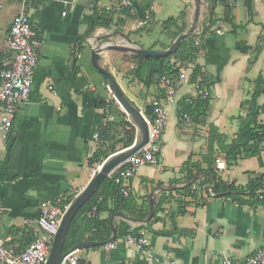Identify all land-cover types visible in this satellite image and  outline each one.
Wrapping results in <instances>:
<instances>
[{
    "label": "crops",
    "instance_id": "0c3cea01",
    "mask_svg": "<svg viewBox=\"0 0 264 264\" xmlns=\"http://www.w3.org/2000/svg\"><path fill=\"white\" fill-rule=\"evenodd\" d=\"M130 1L136 12L125 18L122 10L111 11L112 22L105 27L98 24V13L109 5L106 0H46L37 7L25 5V0H0L1 59L11 58L7 38L14 17L21 11L29 16L41 40L29 99L16 108L10 132L0 133V236L15 235L10 245L16 248H21L18 239L23 232L37 230L23 221L38 217L43 200L62 201L79 192L92 177L97 164H91L90 159L101 142L98 131L107 120L116 121L117 117L96 106L97 100L112 97L104 78L92 65L91 49L97 43L130 45L128 40L142 46V33L151 31V22L132 33L136 30H131V25L141 17L138 10L151 8L152 19L159 11L158 0ZM162 2L168 5L170 0ZM183 2L187 29L194 4L193 0ZM230 3L232 24L222 19L223 6L217 5L215 24L202 33L211 7L205 0L194 33L200 37H196L199 48L192 65L214 79L205 121L178 118V100L197 93L194 84L179 85L174 100L165 102L167 113L177 120L173 138L168 136L167 121L157 162L141 166L126 184L136 209L109 215L114 203L108 199V210L98 216L109 218V225L113 218L115 228L122 221L131 228L143 224L141 230L146 232L155 253L173 264H220L223 255L244 258L264 247V204L252 201L248 195L240 196L242 202L209 195L211 183L204 172L194 175L190 188L183 189L188 183V170H183L187 160L200 163L202 169L209 167V126L217 127L226 137L225 143L234 139L238 117L245 113L241 103L250 97L253 80L259 74L264 76V0ZM257 46L260 51L251 63ZM131 54L110 49L101 54L100 61L123 93L144 112L150 101L162 98L156 85L146 87L136 80L131 72ZM190 69L189 63L187 72ZM128 87L134 89V98L125 92ZM257 107L259 122L264 123V94L258 97ZM114 129L110 130V143L117 138H113ZM116 147L122 149L121 143ZM212 151L215 160L211 166L223 183L241 187L264 174V150L232 164L225 162L224 151L216 142ZM216 159L224 160L225 167L217 168ZM150 199L153 214L147 222L127 219L146 218ZM181 207L184 213L178 214ZM82 251L77 264H153L136 245L123 242L113 248L92 245L78 253Z\"/></svg>",
    "mask_w": 264,
    "mask_h": 264
},
{
    "label": "trees",
    "instance_id": "16d2710c",
    "mask_svg": "<svg viewBox=\"0 0 264 264\" xmlns=\"http://www.w3.org/2000/svg\"><path fill=\"white\" fill-rule=\"evenodd\" d=\"M46 0H25L27 6H39ZM211 7L209 10V17L207 18V24L203 27L202 33L215 24L214 9L217 5L223 6V17L225 22L232 24L231 11L232 4L230 0H209ZM141 16L145 11L141 8L138 10ZM149 20L153 18V11L149 8ZM138 13V12H137ZM122 14L125 18L130 17L131 13L129 8L124 7ZM185 11H180L177 16H170L161 23L162 32L172 42L175 37L186 29L185 23ZM98 19L101 26H109L112 22V13L105 8L99 10ZM124 21L123 18H120ZM146 23V25H147ZM146 25L136 29V32L146 28ZM196 37H200V34H193L186 39H183L177 49L168 56L165 57H151L141 56L138 54H131L129 57L134 61V66L131 69L136 80L146 87L150 85H156L159 90L160 78L167 76L173 82H176L182 71L187 72L189 63L195 61L199 41H196ZM169 42V45L171 44ZM162 49L169 46L161 44ZM151 49V48H149ZM260 51V47L257 46L251 63L255 61ZM175 58V61H170L171 58ZM187 82L196 86V96H185L178 100L176 113L178 118L187 117L190 121L196 123H202L205 121L207 110L210 104V87L214 83L213 77L205 74L201 71L200 67L194 64L189 72H187ZM264 76L259 74L253 80V88L250 92V97L245 99L241 103V109L245 112L244 115H240L239 128L234 139L229 143H225L226 137L218 132L217 127L214 125L209 126L208 137V150L209 153L206 156L209 167L202 169L200 163L190 162L187 160L183 166V170H188L185 176V182H188L194 175L200 172H204L208 177L211 188L215 197H229L233 201L242 202L241 195H248L252 201H256L259 204H264V174L258 175L255 179L250 180L245 186H236L234 183L226 184L218 177L215 170L212 168V164L215 160L213 153V143L216 142L219 145L220 150L224 151L225 162L227 164L235 163L240 158H248L256 156L264 150V123L259 122V111L257 107V99L261 94H264ZM178 88V87H177ZM202 93H199V92ZM96 106L105 108L109 115L117 117L116 121L107 120L105 125L99 129L98 137L100 143L94 155L90 159L91 164H100L108 156L118 151L117 144L121 143L120 148H126L130 146L136 136V128L131 121L125 118L124 112L120 109L113 98L108 100H97ZM151 112L150 105L144 109V114L148 115ZM120 117V118H119ZM115 127V129H114ZM116 130L113 138L115 141L110 143L111 135L110 130ZM119 133V134H118ZM160 155V151L157 153V159ZM193 168V169H192ZM117 170L111 172L106 176L99 184L95 193L79 208L70 224H68L67 232L63 243V251H67L73 246L81 243L85 240L103 242L110 237L111 228L109 225V218L99 219L98 216L102 211H107L108 199H112L114 208L110 209L109 215L115 211L130 212L132 209H136V204L133 202L130 194L124 195L121 190V184L115 182L114 176ZM186 186L183 189H189ZM262 190V191H261ZM261 191V192H260ZM72 199L69 195L61 202L63 204L68 203ZM95 207L96 210L92 216H87V213ZM156 211V210H155ZM177 213H184L183 207L179 208ZM141 216V215H140ZM144 215H142L143 217ZM138 217V215L136 216ZM143 224L134 226L131 228L130 224L122 221L116 227V237L121 238L128 234H137L139 230L143 228ZM35 239V235L32 230L23 232L19 239V247L23 248Z\"/></svg>",
    "mask_w": 264,
    "mask_h": 264
},
{
    "label": "built area",
    "instance_id": "2783aa9c",
    "mask_svg": "<svg viewBox=\"0 0 264 264\" xmlns=\"http://www.w3.org/2000/svg\"><path fill=\"white\" fill-rule=\"evenodd\" d=\"M106 1L109 3L104 7L106 10L121 11L124 7H127L131 14L136 12L130 0ZM149 18V11H145L143 16L137 17L133 22L130 27L131 30L146 25ZM7 46L12 53L11 58H0V133L3 135H6L12 129L16 108L29 99L41 50L39 35L32 26L29 16L23 11L19 12L12 21ZM192 66V63H190V67ZM187 78V72L185 71L180 73L176 82H173L167 76L160 78V96L162 100L154 99L150 101L151 112L148 115L143 112L148 124V141L114 169L117 170L114 180L121 184L120 188L124 195L128 194L126 184L141 166L152 165L157 162V153L160 151V142L168 120L165 102L174 100L177 87L186 83ZM108 118L111 119L112 117L109 116ZM215 163L219 169L225 167L224 160L216 159ZM100 164H97L93 169L92 176L96 173ZM78 193L70 194L72 199L66 204H63L61 200H55L54 202L43 200L39 206L38 217L24 219V225L37 229L33 231L35 239L24 248H16L10 245V241L16 237L15 235L13 237L0 236V264H44L62 217L69 203ZM208 194L214 195L212 188L208 189ZM95 210L96 208L93 207L87 213V216H92ZM119 242L136 245L139 252L144 254L153 264H173L166 257L155 253L152 243L143 230H139L137 234H128L121 238L115 237L114 240L104 245L106 248H113ZM77 253L78 251L68 253L61 260V264H77ZM220 264H264V247H260L256 252L244 258L223 255Z\"/></svg>",
    "mask_w": 264,
    "mask_h": 264
},
{
    "label": "water",
    "instance_id": "95a60500",
    "mask_svg": "<svg viewBox=\"0 0 264 264\" xmlns=\"http://www.w3.org/2000/svg\"><path fill=\"white\" fill-rule=\"evenodd\" d=\"M194 2V13L190 23V26L180 34H178L175 39L171 42L169 47L165 49H158V50H149L143 48L138 43H132V41L128 40L130 45H118V44H95L91 49V61L93 67L97 69V71L102 75L104 78L107 88L111 97L120 107V109L124 112L125 116L129 117L130 121L136 128V136L133 143L126 147L122 148L118 151H115L113 154L108 156L99 166L96 173L91 177L89 182L79 191L78 195L69 203L68 208L65 214L62 217V220L59 224V228L57 233L55 234L52 244L50 246V250L48 253V257L45 260L44 264H61V260L70 252L72 251H79L83 248L97 245V244H105L111 242L116 237V228L113 225V218L110 220L111 222V236L103 241V242H96V241H83L78 243L77 245L73 246L67 251H63V243L65 239V235L67 232L68 224H70L72 218L79 210V208L95 193L98 188L100 182L108 176L116 167L119 166L123 161H125L130 155L135 153L140 147H142L148 141V124L143 116V111L137 107L120 89L119 85L113 79L112 75L109 71L102 65L100 61V56L104 51L107 50H116V51H123L128 53H134L141 56H151V57H165L169 54H172L177 47L180 45L183 39L193 35L195 33V29L199 22V16L201 14V8L203 4V0H193ZM196 176L192 177L188 183L185 185L188 186L195 180ZM119 216L124 217L121 213H116ZM153 214L152 209V200L150 199V211L146 218L144 219H135V218H127L132 222H147ZM84 252L77 254V263L81 260L80 258Z\"/></svg>",
    "mask_w": 264,
    "mask_h": 264
},
{
    "label": "rangeland",
    "instance_id": "374dc122",
    "mask_svg": "<svg viewBox=\"0 0 264 264\" xmlns=\"http://www.w3.org/2000/svg\"><path fill=\"white\" fill-rule=\"evenodd\" d=\"M162 1L163 0H158V3H159L157 6L159 8L158 14H157V16H155L154 19H152L150 21L151 23L149 22L151 24V31L149 33H146V32L142 33V38L140 40H141L143 48H145V49H147V48H152V50L162 49L161 44H165V45L169 46L170 39L162 32L161 23L172 15L177 16L178 15L177 12H179L178 10H184L185 6H186L184 4L183 0H170V3L168 5ZM187 1L190 2V0H187ZM204 3H205V0H203L202 6L204 5ZM150 24H149V26H150ZM129 25H130V23H128V26ZM132 33H136V31H132ZM175 60L176 59L172 57L170 61H175ZM123 62L126 65V63H125V62H127L126 58L123 60ZM187 77H188V75H187ZM186 83H189V82H186ZM124 90L127 94H129L131 97H133L132 91L135 92L133 88L130 89V87H128V88H125ZM169 113L170 112L168 111V120L167 121H168V126L170 125V130L168 127V136H169V138H173V134L175 133L174 132V126H175V122L177 120H176V117L174 115H173V117H171L169 115ZM125 118H126V116H125ZM126 119L128 120L129 117H127ZM161 145H162V141L160 142V146ZM171 154L173 155L174 153H171Z\"/></svg>",
    "mask_w": 264,
    "mask_h": 264
},
{
    "label": "bare ground",
    "instance_id": "6f19581e",
    "mask_svg": "<svg viewBox=\"0 0 264 264\" xmlns=\"http://www.w3.org/2000/svg\"><path fill=\"white\" fill-rule=\"evenodd\" d=\"M193 4H194V2H193Z\"/></svg>",
    "mask_w": 264,
    "mask_h": 264
}]
</instances>
